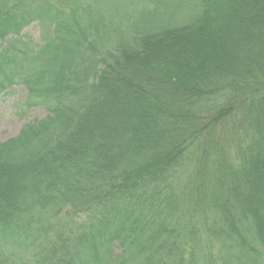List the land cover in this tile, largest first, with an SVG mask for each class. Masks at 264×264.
Returning a JSON list of instances; mask_svg holds the SVG:
<instances>
[{
    "label": "trees",
    "instance_id": "16d2710c",
    "mask_svg": "<svg viewBox=\"0 0 264 264\" xmlns=\"http://www.w3.org/2000/svg\"><path fill=\"white\" fill-rule=\"evenodd\" d=\"M187 2L0 0V94L47 110L0 141V264H264V0Z\"/></svg>",
    "mask_w": 264,
    "mask_h": 264
},
{
    "label": "rangeland",
    "instance_id": "374dc122",
    "mask_svg": "<svg viewBox=\"0 0 264 264\" xmlns=\"http://www.w3.org/2000/svg\"><path fill=\"white\" fill-rule=\"evenodd\" d=\"M97 2L94 7L104 11L102 13L107 23L121 24L125 28L145 24L172 25L188 14L187 0H97ZM40 32L38 22L34 21L22 30L21 35L37 41ZM45 115L47 110L43 105H30L28 92L23 84L13 85L0 94V141L16 136L24 124ZM8 253L7 247H1L2 259L7 257Z\"/></svg>",
    "mask_w": 264,
    "mask_h": 264
}]
</instances>
